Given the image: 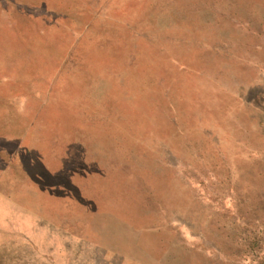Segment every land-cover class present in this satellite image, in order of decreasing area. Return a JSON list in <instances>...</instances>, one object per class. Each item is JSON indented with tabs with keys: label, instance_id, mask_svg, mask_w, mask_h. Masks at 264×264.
<instances>
[{
	"label": "rangeland",
	"instance_id": "1",
	"mask_svg": "<svg viewBox=\"0 0 264 264\" xmlns=\"http://www.w3.org/2000/svg\"><path fill=\"white\" fill-rule=\"evenodd\" d=\"M19 1L15 35L76 61L87 157L0 182L18 261L26 232L34 264H264V0Z\"/></svg>",
	"mask_w": 264,
	"mask_h": 264
},
{
	"label": "crops",
	"instance_id": "2",
	"mask_svg": "<svg viewBox=\"0 0 264 264\" xmlns=\"http://www.w3.org/2000/svg\"><path fill=\"white\" fill-rule=\"evenodd\" d=\"M24 5L19 0H0V182L10 176L16 182L17 175H37L43 185L49 175L75 174L72 169L76 165L69 167L68 161L80 157L76 148V133L80 131L76 124V61L62 50L64 42L60 40L51 44L49 40L15 35L19 28L10 20V9L16 11ZM46 16L41 21H49ZM34 80H46L51 85H37ZM52 158L63 160L62 167L57 168ZM69 180L71 189L64 184L56 187L72 190L76 202L95 203V184L82 186L72 177ZM71 207L76 209V205ZM8 238L0 236V264H34L31 248H27L32 234L20 235L24 254L30 255L28 262L26 257L18 261L15 249L4 245L2 239ZM11 251L13 258L2 257Z\"/></svg>",
	"mask_w": 264,
	"mask_h": 264
},
{
	"label": "trees",
	"instance_id": "3",
	"mask_svg": "<svg viewBox=\"0 0 264 264\" xmlns=\"http://www.w3.org/2000/svg\"><path fill=\"white\" fill-rule=\"evenodd\" d=\"M77 143H79V142H77ZM78 146H77V148H79V144H77ZM79 153H80V151H79ZM82 153H80V157L77 159V160H80L81 161V163L83 162V160H85L86 159V157H87V155H83ZM82 156V157H81ZM85 156V157H84ZM89 157V156H88ZM78 167H80V164H78V166L76 167V168H78Z\"/></svg>",
	"mask_w": 264,
	"mask_h": 264
}]
</instances>
